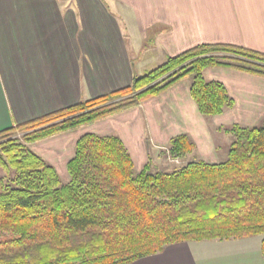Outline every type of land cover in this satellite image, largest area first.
<instances>
[{
	"label": "trees",
	"instance_id": "trees-1",
	"mask_svg": "<svg viewBox=\"0 0 264 264\" xmlns=\"http://www.w3.org/2000/svg\"><path fill=\"white\" fill-rule=\"evenodd\" d=\"M225 67L264 77V53L243 46L200 44L120 90L81 101L0 132V264H133L168 246L262 237L264 256V119L234 124L228 158L189 160L177 168L136 171L122 140L85 134L68 162L64 183L30 144L91 125L138 106L183 80L199 112L212 117L234 107L205 71ZM20 135V136H19ZM195 148L186 135L168 154Z\"/></svg>",
	"mask_w": 264,
	"mask_h": 264
},
{
	"label": "crops",
	"instance_id": "crops-1",
	"mask_svg": "<svg viewBox=\"0 0 264 264\" xmlns=\"http://www.w3.org/2000/svg\"><path fill=\"white\" fill-rule=\"evenodd\" d=\"M215 43L264 53V0H0V132L128 87L135 76L168 57ZM204 74L224 84L234 100L232 110L223 113L227 123L199 112L187 79L138 106L30 148L56 168L64 183L70 180L68 162L85 134L119 137L136 171L148 163L153 170H173L189 160L224 162L213 132L222 133L243 117H264V77L225 67ZM180 135L195 148L185 158H173L168 147ZM223 242L174 244L133 264L253 259L247 258L249 248L208 257L200 253Z\"/></svg>",
	"mask_w": 264,
	"mask_h": 264
},
{
	"label": "rangeland",
	"instance_id": "rangeland-1",
	"mask_svg": "<svg viewBox=\"0 0 264 264\" xmlns=\"http://www.w3.org/2000/svg\"><path fill=\"white\" fill-rule=\"evenodd\" d=\"M231 110L232 109H228L227 112L229 113V111H231ZM225 114H223V116L222 115L221 116H212V122H214L213 120H214V118H216L215 121L218 124L227 123L228 118L226 116H225V118H222V117H224ZM263 119H264V117H261L260 119H257V120L252 119V118H247V117L244 118L243 117V119H239L240 120L239 124L242 127H250V128L259 127L262 125ZM208 126L210 127L209 124H208ZM213 136H214L215 142L218 143L217 150H218L219 157L223 161L227 160L229 146H230L231 141H232V139L229 138L230 135H227L225 133V131H222V133L213 132ZM3 176H5V173L0 170V177H3ZM61 179L64 182L63 176L61 177ZM215 243H219V242H215ZM223 243H225V244H221V243L215 244L218 246H215L214 244H210V246L204 250L206 252H200V253L206 254L207 255L206 257H208L211 254L216 255L217 253L227 252L229 250L243 251V250L249 248L250 250H252V252H249L251 254L247 258H253V259L244 258L241 261H236L235 263L228 262L227 264H264V256L261 255V243H262V237L261 236H254V237H249V238L230 240L229 242L224 241ZM201 264H218V263H216V262L215 263L205 262V263H201Z\"/></svg>",
	"mask_w": 264,
	"mask_h": 264
}]
</instances>
